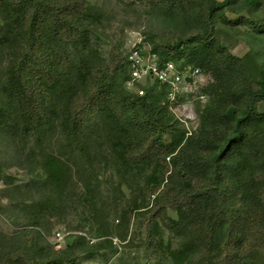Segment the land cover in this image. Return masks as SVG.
I'll list each match as a JSON object with an SVG mask.
<instances>
[{
    "label": "trees",
    "instance_id": "trees-1",
    "mask_svg": "<svg viewBox=\"0 0 264 264\" xmlns=\"http://www.w3.org/2000/svg\"><path fill=\"white\" fill-rule=\"evenodd\" d=\"M173 1L187 13L207 2L201 31L175 44L160 40L153 48L160 50V63L194 65L215 78L202 89L207 102L198 130L188 136L173 119L162 84L154 82L140 96L126 87V56L112 52L103 67L84 52L98 19L88 0H0V140L12 137L26 146L34 137L41 147L26 151L28 171L39 165L47 171L46 178L12 186L16 197L8 207L21 211L15 218L26 226L1 247L0 264L78 259L80 239L55 250L41 227L49 230L46 217L61 211L72 175L61 156L92 155L86 113L108 126L110 147L126 171L156 169L154 182H146V193L155 196L146 206L149 246L162 249L159 222L179 240L172 253L176 264H264V111L257 104L264 102V84L255 91L245 58L213 36L221 21L264 32V0ZM227 9L239 15L229 18ZM80 45L84 51L75 59L71 48ZM55 131L64 142L60 155L42 146L53 142ZM84 172L91 167L77 165L86 201L96 207L94 177ZM100 226L99 236L112 233L105 221Z\"/></svg>",
    "mask_w": 264,
    "mask_h": 264
},
{
    "label": "rangeland",
    "instance_id": "rangeland-1",
    "mask_svg": "<svg viewBox=\"0 0 264 264\" xmlns=\"http://www.w3.org/2000/svg\"><path fill=\"white\" fill-rule=\"evenodd\" d=\"M88 1L98 10V19L89 36V48L84 51L80 45L71 48V54L77 59L83 51L89 52L91 59L103 67L110 63L112 52L126 56L134 45L130 42L131 38L140 43L146 58L155 55V60L159 61L160 50L154 51L153 48L160 40L175 44L180 39L195 35L203 29L202 22L206 19L207 2L204 7L196 8V5L194 11L187 13L181 4L173 0ZM226 11L229 18L239 15L229 9ZM214 29L213 36L233 55L245 58L250 68L253 89L261 90L264 84V32L255 33L245 23L232 25L223 21ZM166 48L167 46L162 49ZM206 73L208 85L215 78L211 72ZM152 84L144 82L142 85L146 87L147 93ZM207 98V95L205 98L186 96L180 98L178 104L172 108L173 119L181 121V128L186 130V136L198 130L200 112ZM257 104L259 111L263 112L264 102ZM84 118L87 124H91L90 132L94 142L92 155L78 158L68 152L61 156L72 166V175L63 195L61 211L55 212L49 219L46 217V222L51 223L49 230L41 229L48 234L55 250H65L75 240L80 239L76 245L78 259L70 264H176L177 260L172 253L177 250L179 240L161 223L158 222L156 239L162 240V249L148 245L146 206L155 196L150 197L146 193V182H154L156 169L149 166L142 172L126 171L115 159L110 147L108 126L105 127L98 116L86 113ZM61 137V133L55 131L53 142L42 146L47 151L59 154L65 151L63 140L58 141ZM9 138L0 140V249L9 244L13 236L26 226L15 218V215L23 216L21 211L14 213L8 207L11 198L16 197V192L11 190L12 186L47 176L43 165L29 172L28 167L32 163L24 160L28 149L41 147L36 143L37 139L31 137L24 146L12 137ZM77 165L91 167V173L84 172L82 176L94 177L93 181L97 186L96 207L86 201ZM170 214L175 218L177 216L174 210ZM125 219L127 224L119 227ZM101 220L106 222V228L112 233L99 236V233L104 232L100 226ZM57 231L66 234L59 244H56L54 236ZM109 240L112 241V248L108 246Z\"/></svg>",
    "mask_w": 264,
    "mask_h": 264
},
{
    "label": "built area",
    "instance_id": "built-area-1",
    "mask_svg": "<svg viewBox=\"0 0 264 264\" xmlns=\"http://www.w3.org/2000/svg\"><path fill=\"white\" fill-rule=\"evenodd\" d=\"M133 47L126 54V61L129 68V79L126 87L140 96L147 94L145 83H154L158 81L166 88V99L172 109L178 104L180 98L191 96L205 98L202 89L207 86L208 75L200 67L178 63L167 60L162 63L152 58H146L140 48V43L133 41ZM55 242L59 244L65 239L66 234L57 231L55 233Z\"/></svg>",
    "mask_w": 264,
    "mask_h": 264
}]
</instances>
